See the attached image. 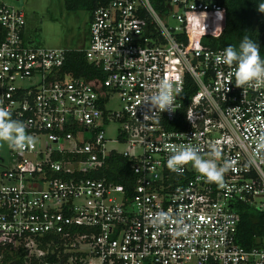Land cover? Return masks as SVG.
I'll use <instances>...</instances> for the list:
<instances>
[{"label":"built area","instance_id":"built-area-1","mask_svg":"<svg viewBox=\"0 0 264 264\" xmlns=\"http://www.w3.org/2000/svg\"><path fill=\"white\" fill-rule=\"evenodd\" d=\"M217 10L223 20L221 0H105L87 19L86 44L64 48L31 43L24 11L0 0V107L36 139L0 155V264L14 255L37 264H264V235L251 246L237 240L240 204L264 212V86L237 87L226 47L204 45L202 23L217 34ZM69 49L98 72L65 70ZM162 80L179 89L173 111L148 102ZM112 97L116 108L106 105ZM173 146L230 163L225 187L191 163L171 171ZM110 153L128 160L129 188L97 175Z\"/></svg>","mask_w":264,"mask_h":264},{"label":"trees","instance_id":"trees-1","mask_svg":"<svg viewBox=\"0 0 264 264\" xmlns=\"http://www.w3.org/2000/svg\"><path fill=\"white\" fill-rule=\"evenodd\" d=\"M68 10L83 9L90 17L92 10L105 0H62ZM154 7L162 6V0H151ZM223 5L222 26L217 34L212 32L211 23H202V39L204 45L210 47H227L233 45L238 48L241 40L247 36L260 45L261 59H264V11L260 5L264 0H221ZM64 69L74 75H88L90 71H97L84 59L80 49H69L65 53ZM98 72V71H97ZM97 175L105 176L130 187L132 174L128 168V160L118 154L110 153L106 157V164L97 171ZM264 235V212L240 204L239 220L237 223V240L247 246L259 244V237ZM2 264H37L30 260L24 262L19 256H11L3 260Z\"/></svg>","mask_w":264,"mask_h":264},{"label":"clouds","instance_id":"clouds-1","mask_svg":"<svg viewBox=\"0 0 264 264\" xmlns=\"http://www.w3.org/2000/svg\"><path fill=\"white\" fill-rule=\"evenodd\" d=\"M260 10L264 11V4L260 5ZM216 18L222 19V12L217 10ZM222 61L225 65L236 66L235 77L236 86H264V59H261L260 45L249 37L245 36L238 48L228 45L222 52ZM179 95L178 87L174 86L170 80H162L158 91L148 98L149 104L163 111H173L175 99ZM6 144L9 149L22 152L29 147H34L36 139L29 135L23 122L13 120L11 113L4 107H0V145ZM259 149L264 150V137L261 138ZM172 154L167 161L168 168L177 174L183 173V166L191 163L194 169L199 172L208 182L216 183L220 187H225L224 174L231 167L230 163L217 166L214 159H205L195 146H173ZM212 155L215 159H220L219 150H214ZM257 157L264 158L258 150ZM158 216H164L158 213Z\"/></svg>","mask_w":264,"mask_h":264},{"label":"rangeland","instance_id":"rangeland-1","mask_svg":"<svg viewBox=\"0 0 264 264\" xmlns=\"http://www.w3.org/2000/svg\"><path fill=\"white\" fill-rule=\"evenodd\" d=\"M24 11L27 22V38L34 45L64 48L83 47L87 41V13L83 9L68 10L62 0H7ZM221 19L214 24V32L221 28ZM110 108L118 106L116 97L106 104ZM115 122L106 126L105 134L114 135ZM7 154V145H0V155Z\"/></svg>","mask_w":264,"mask_h":264},{"label":"water","instance_id":"water-1","mask_svg":"<svg viewBox=\"0 0 264 264\" xmlns=\"http://www.w3.org/2000/svg\"><path fill=\"white\" fill-rule=\"evenodd\" d=\"M193 61V60H192Z\"/></svg>","mask_w":264,"mask_h":264}]
</instances>
